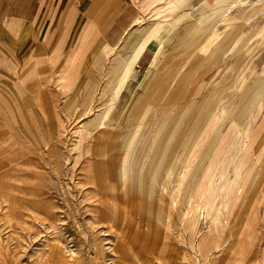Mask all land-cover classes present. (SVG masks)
I'll return each mask as SVG.
<instances>
[{
    "label": "rangeland",
    "instance_id": "1",
    "mask_svg": "<svg viewBox=\"0 0 264 264\" xmlns=\"http://www.w3.org/2000/svg\"><path fill=\"white\" fill-rule=\"evenodd\" d=\"M96 1L97 9L80 12L72 0H49L37 21L0 24V264H264V93L236 117L256 86L264 88V0ZM160 21L152 72L147 53L116 99L106 88L107 77L116 76L91 65L95 90L75 91L105 41L117 49L134 26L144 23L147 31ZM35 37L45 48L31 59ZM74 61L78 72L68 76ZM118 121L122 140L107 156L105 132ZM198 127L191 160L214 140L202 167L196 172L191 164L187 177L188 158L178 186H166L181 155L174 147L187 145ZM160 137L162 145L168 141L166 167L154 163ZM238 149L249 159L244 177L227 209L209 213L206 169ZM12 157L36 164L26 167L22 184L40 213L20 223L5 215ZM102 161L111 170L101 172ZM138 163L146 170L142 189L129 173L121 179L123 166L130 172ZM152 165L165 167L162 178ZM220 172L218 185L227 180ZM98 173L114 184L103 190L93 180Z\"/></svg>",
    "mask_w": 264,
    "mask_h": 264
},
{
    "label": "crops",
    "instance_id": "2",
    "mask_svg": "<svg viewBox=\"0 0 264 264\" xmlns=\"http://www.w3.org/2000/svg\"><path fill=\"white\" fill-rule=\"evenodd\" d=\"M49 0H0V24L6 25L5 22L9 20H24L27 23H32L33 21H37L39 19V16L43 9L46 6V3H48ZM70 0H61L62 3H69ZM72 3L77 7V9L81 12L85 11H92L97 9L96 0H72ZM69 12L72 11V9H68ZM66 14V13H65ZM142 19L141 17H138L134 22H140ZM64 22L60 23L59 26L63 25ZM7 26L9 27L10 30H14L15 32L18 31L15 29L12 25L11 22L7 23ZM162 22H157L156 25H152L147 31L144 30V23L139 24L134 26L126 35V38L124 41L121 43L120 47L116 49L114 45L109 43L108 41H105L103 45L98 48L95 52H93L92 59L90 61V65L85 69V78L81 79L80 83L77 85V90L75 91H90V90H95V86H93V82L91 80V76L94 75L93 69L91 65L93 66H99V67H104L105 69V74L107 76L112 75V76H117L120 72L125 73L127 76L126 81L123 84V87L121 89L122 94L124 91L127 90L129 83L131 82L133 76L135 75L136 72V67L139 64V61L144 57L145 54L150 53L152 55V60L150 62V67L148 72H152L154 70V66L156 63V60L158 59V46H156V43L158 42L156 40L157 34L159 31L162 29ZM51 30H48L45 38V43L47 45L50 44V42L53 39V35L50 33ZM28 36V33L25 34L24 39H26ZM37 46L36 49L33 51V54L31 55V59H33L35 56H37L39 53L43 51L44 47V41L40 40L39 37H35ZM92 45V44H91ZM90 48V46L86 47ZM87 53V52H86ZM85 53V54H86ZM70 57V56H69ZM79 58V57H78ZM77 61L76 57L74 59ZM75 61L71 65V68H69L67 74L70 76L71 74H76L78 70L76 69L74 71V65L76 64ZM106 61L107 64H106ZM81 62V61H80ZM79 62V63H80ZM78 63V66H79ZM25 65L21 66L24 67ZM59 71H61V64L58 67ZM156 68V67H155ZM79 69V68H78ZM147 72V73H148ZM89 78V79H88ZM114 78L110 80L107 77L106 81V88L107 90H112L113 89V83H114ZM105 88V89H106ZM264 93V88L260 87V85H257L256 88L253 90L251 96L247 99L245 102L244 106L241 109V112L236 115V117L241 120L243 116L247 113L252 111V108L258 103H260V99ZM119 94V95H120ZM119 97V96H118ZM117 99V98H116ZM115 99V100H116ZM114 100V101H115ZM129 101V100H128ZM132 100L129 102L131 103ZM128 102V103H129ZM129 103V104H130ZM140 104V103H138ZM137 104V111L139 109V105ZM135 111L134 113V118L137 113ZM133 118V119H134ZM133 119H130V121L127 123H132ZM117 119L114 121L116 122ZM120 121L114 125L113 130L110 132H105V140H103L102 143V151L105 153V155H111L114 154L118 148H119V142L120 139L122 140V132L116 131V127H119ZM199 130V127L196 129L194 132L192 138L190 139V143H188L187 147L185 145L186 141H182V146L178 150L176 149V146L174 147L175 150L173 152V155H178L182 154L184 149L186 148L185 155L183 158L182 163L178 165L176 168V172L173 177H171L169 180L166 182V186L170 185L172 187L178 186V170L183 168L182 164L185 161H191L188 162L186 168L187 171V177L191 169V164L195 166V170L198 168L200 164H203L205 161V158L208 154L209 147L212 145H208V148L205 152V154L201 155L200 157L198 156L194 160H191V153L193 150V146L195 145V140L197 137V132ZM161 134V133H160ZM124 138V136H123ZM160 137V141H161ZM216 138V137H215ZM168 142V141H167ZM165 143L162 145V150L164 153L168 152L166 146H168V143ZM185 142V143H184ZM94 144V143H93ZM185 146V147H184ZM170 147V146H169ZM94 149V148H93ZM171 149V147H170ZM240 155V159L239 156ZM189 158V160H188ZM11 161L14 164V169L15 172L11 176V185H10V191L12 198L10 200L8 199V202L5 206V215L9 221H17V222H24V217L28 214H39L40 209L39 207L35 206L32 204L29 200L26 199L24 196V184H22V180L28 177L29 175L26 174V167L30 165H35V163H32L29 160H19L17 157H12ZM249 159L247 160V157L245 155V152L240 153V150L238 149L237 152L230 158L228 155H224L222 157V160L220 164L218 165L216 172H219L221 170L220 174V181L221 179H227L225 182L221 185H218L217 179L216 180H211L208 185L206 186V189L204 193L202 194V199H206L207 201V208L209 213L213 212H219L222 209H227L228 203L230 202V198L236 194L237 189L239 188V185L241 183V179L244 177V165L247 163ZM162 163V162H161ZM233 163V175L230 176V173H227L228 166ZM99 170L105 169L106 171L111 170L110 167L107 166L106 162H98ZM165 168V167H164ZM122 180L126 179L127 173H129V177L131 179V184L136 186L140 185V189H142L147 181L146 177V170L145 168L140 169L139 168V163L131 166L130 167V172H126L125 167L123 166L122 168ZM159 171H163L162 168H158ZM229 171V170H228ZM142 172V177L141 173ZM215 172V173H216ZM239 177L238 182H234L232 184V180H236ZM93 180L98 183L100 187L103 188V190L106 189V185L109 184H114L112 179H109L107 177H104V174L98 173ZM142 180V183H141ZM219 181V180H218ZM177 182V183H176ZM172 183H174L172 185ZM161 182L159 184H155V186H161ZM168 188V187H167ZM232 188L233 192H232ZM3 191L4 188H1ZM257 189L253 190L252 192V197L256 198L257 196ZM262 192V191H261ZM171 193V190L169 191ZM171 195V194H168ZM253 198V199H254ZM264 199V189L261 195H259L258 200ZM167 202H169L167 200ZM175 204H177V195L176 199L173 201ZM16 203H20L22 205V209L20 211L16 210ZM25 212V213H24ZM113 219H110L112 221ZM5 259V253L2 251L0 248V261ZM237 259V258H235Z\"/></svg>",
    "mask_w": 264,
    "mask_h": 264
},
{
    "label": "bare ground",
    "instance_id": "3",
    "mask_svg": "<svg viewBox=\"0 0 264 264\" xmlns=\"http://www.w3.org/2000/svg\"><path fill=\"white\" fill-rule=\"evenodd\" d=\"M222 1L224 0H218L216 1L214 4H220ZM220 8V7H219ZM222 8H220L219 10H221ZM126 77L125 73L123 72H120L116 77H115V80H114V83H113V89L111 90V95L113 98H118L119 94L121 93V89L123 87V83H124V78ZM105 116V114L102 115L101 118H103ZM151 135V133H150ZM160 141V140H159ZM190 143V142H188ZM188 145V144H187ZM186 145V147H187ZM167 148V146H166ZM184 152L177 158V162H176V165L173 167V169L171 170V172H169V175L167 174V176L165 177L166 179L165 180H169L171 177L174 176L175 172H176V168L178 167V165L180 163H182L183 161V158H184V155H185V151H186V148L183 150ZM168 155V153H164L163 150H162V140L160 141V144L158 145V150L156 151L155 153V157H154V163L157 162V160H159V162L165 164V161L163 160V158ZM171 154H169V157H170ZM159 156V158H158ZM221 158L216 162L214 161V159L212 160V163L210 164V166L206 169V172H205V181H206V186L208 185V183L213 179L214 175H215V172H216V169L218 167V165L220 164L221 162ZM115 164V163H114ZM167 166V164H165V167ZM202 167V164H200L198 166V168L195 170L196 172H198L200 170V168ZM151 168V171L152 170H155V177H156V180H158L157 178H162L163 175H164V170L165 168L164 167H154L153 165L150 167ZM158 168H162L163 171H159ZM141 174V177H142V172H140ZM153 173V172H152ZM121 178H122V174H121ZM238 182L239 181V177L236 179V180H232V184L234 182ZM141 183H142V180H141ZM206 189V188H205ZM204 189V191H205ZM233 189L232 188V192H233ZM204 193V192H203Z\"/></svg>",
    "mask_w": 264,
    "mask_h": 264
}]
</instances>
